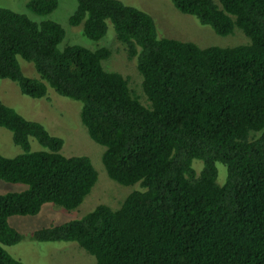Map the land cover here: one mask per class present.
Returning <instances> with one entry per match:
<instances>
[{
	"label": "trees",
	"instance_id": "obj_1",
	"mask_svg": "<svg viewBox=\"0 0 264 264\" xmlns=\"http://www.w3.org/2000/svg\"><path fill=\"white\" fill-rule=\"evenodd\" d=\"M68 17L98 40L111 22L140 76L142 97L122 72L104 67L111 49L58 44L55 20L0 7V78L32 98L80 102L89 137L103 146L107 176L137 183L120 206L99 203L79 218L36 228L37 241H74L91 264H264V0H171L219 35L238 27L248 43L200 47L158 36L153 17L121 0H75ZM57 0H27L45 15ZM18 58L38 78L23 73ZM32 74L31 72H28ZM142 100V102L139 100ZM0 126L22 149L0 154V179L27 185L0 193V264H23L3 245L21 240L12 215L44 203L77 207L97 179L85 154L60 152L63 139L0 100ZM42 147L31 150L29 138ZM202 161L197 172L192 161ZM220 162L226 169L216 182Z\"/></svg>",
	"mask_w": 264,
	"mask_h": 264
},
{
	"label": "rangeland",
	"instance_id": "obj_2",
	"mask_svg": "<svg viewBox=\"0 0 264 264\" xmlns=\"http://www.w3.org/2000/svg\"><path fill=\"white\" fill-rule=\"evenodd\" d=\"M27 0H0V7L26 13L31 19L39 21L52 19L58 22L65 30L63 40L58 44H80L91 49L106 46L111 54L102 64L105 68L117 70L128 76L135 92L142 97L140 76L133 60L127 59L122 45L116 40L111 22H107V31L98 40H91L82 33V25L73 26L68 23V17L76 7L75 0H57L56 8L48 14L36 15L26 8ZM124 4L134 6L148 12L154 19L158 36L176 38L183 41H192L200 47L205 46H233L249 42V38L241 29L235 27L228 35H219L207 24H203L192 14L182 13L176 9L171 0H121ZM24 74L38 78L31 67V63L18 58ZM31 72L32 74H29ZM141 94V95H140ZM0 100L15 109L26 119L40 122L52 135L60 136L63 145L60 152L63 155H87L96 171L97 179L82 202L75 208L64 209L53 203H44L35 215H12L8 218L9 224L14 227L22 238L3 248L23 264H91L95 258L74 241H37L31 238L34 229L58 224L70 219L79 218L90 211L95 205L103 203L116 209L126 195L138 188L137 183L122 185L110 179L101 162L104 147L93 141L86 128L80 121V102L58 95L47 85L46 95L41 98H32L22 94L17 85L9 80L0 78ZM142 102V100L139 98ZM143 103V102H142ZM30 149L42 147L32 137L29 138ZM22 149L12 141L11 132L0 126V154L14 156ZM202 161L194 159L192 165L198 172ZM217 168L216 182L222 184L226 178V169L220 162H215ZM27 187L24 183L8 182L0 179V193L18 191Z\"/></svg>",
	"mask_w": 264,
	"mask_h": 264
}]
</instances>
